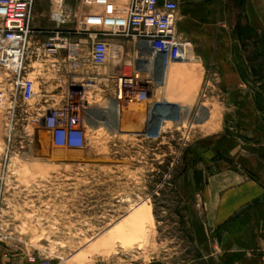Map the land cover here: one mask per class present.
<instances>
[{"label": "rangeland", "instance_id": "rangeland-1", "mask_svg": "<svg viewBox=\"0 0 264 264\" xmlns=\"http://www.w3.org/2000/svg\"><path fill=\"white\" fill-rule=\"evenodd\" d=\"M192 50L168 88L146 61L122 51L118 65L111 58L93 67L100 77L80 148L57 145L44 126L47 110L67 95L63 73L52 68L55 59H38L30 50L36 96L18 106L12 75L0 68V257L7 264H211L182 226L181 183L196 116L223 96L217 72L206 71L205 59ZM120 65L129 73L146 68L140 74L149 82L144 102L116 100L115 81L106 76ZM163 100L180 107L179 118L147 136L151 111ZM113 101L119 103L116 129L89 112H111Z\"/></svg>", "mask_w": 264, "mask_h": 264}, {"label": "crops", "instance_id": "crops-1", "mask_svg": "<svg viewBox=\"0 0 264 264\" xmlns=\"http://www.w3.org/2000/svg\"><path fill=\"white\" fill-rule=\"evenodd\" d=\"M131 1L64 0L71 18L63 28L100 32L121 45L122 56L146 61L152 74L151 48L123 34ZM176 1L177 28L205 59L206 71L217 72L223 96L196 116L204 122L186 152L182 226L211 264H264V0ZM56 10L53 0H36L40 41L56 29ZM182 63L167 64V88Z\"/></svg>", "mask_w": 264, "mask_h": 264}, {"label": "built area", "instance_id": "built-area-1", "mask_svg": "<svg viewBox=\"0 0 264 264\" xmlns=\"http://www.w3.org/2000/svg\"><path fill=\"white\" fill-rule=\"evenodd\" d=\"M53 3L57 7L52 15L56 29L49 30L45 40L40 41V32L33 27L36 0H0V68L12 75V103L18 106L36 96L35 82L28 73L30 50L38 59H55L52 68L63 73L61 83L66 85L67 95L61 105L47 110L44 126L57 145L80 148L85 143L84 114L89 105L84 92H92L100 77L92 68L119 58L121 45L100 32L65 30L63 25L71 13L65 10L64 0ZM178 17L176 0H132L123 34L140 48L150 47L154 54L163 53L167 62L185 61L192 43L179 32ZM145 71V67L138 66L131 73L123 68L118 74L106 76L115 81L117 101L144 102L149 82L140 74ZM4 96L0 91V101Z\"/></svg>", "mask_w": 264, "mask_h": 264}, {"label": "water", "instance_id": "water-1", "mask_svg": "<svg viewBox=\"0 0 264 264\" xmlns=\"http://www.w3.org/2000/svg\"><path fill=\"white\" fill-rule=\"evenodd\" d=\"M151 52V55H153L155 59V79L157 82H161L167 66V61L163 53L154 54L153 50ZM179 110L180 107L177 104L170 103L166 100L155 104L151 111L150 120L145 134L147 136H156L163 121H176L179 118ZM196 122L203 123L204 120H196Z\"/></svg>", "mask_w": 264, "mask_h": 264}, {"label": "bare ground", "instance_id": "bare-ground-1", "mask_svg": "<svg viewBox=\"0 0 264 264\" xmlns=\"http://www.w3.org/2000/svg\"><path fill=\"white\" fill-rule=\"evenodd\" d=\"M119 60H115V63H119ZM86 99L89 100V96L91 94V91H85L84 92ZM114 103H117L118 108L116 109V111L114 112V108L115 106L113 105ZM110 108H112L113 110L110 112V110L106 109V110H100V109H94L92 110V108H90V114L94 115L95 118L100 121L101 119H104L106 121L105 124H107V127H111L113 129L117 128V114L119 111V103L117 101H113L111 103ZM187 108V107H186ZM184 109V108H183ZM185 110V109H184ZM187 110V109H186ZM188 111V110H187ZM185 112V111H184ZM182 113V112H181Z\"/></svg>", "mask_w": 264, "mask_h": 264}]
</instances>
